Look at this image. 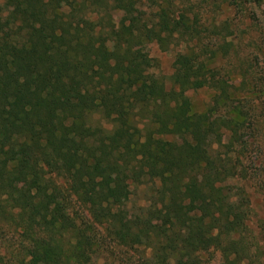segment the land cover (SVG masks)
I'll return each instance as SVG.
<instances>
[{
	"label": "trees",
	"instance_id": "obj_1",
	"mask_svg": "<svg viewBox=\"0 0 264 264\" xmlns=\"http://www.w3.org/2000/svg\"><path fill=\"white\" fill-rule=\"evenodd\" d=\"M220 29L182 0H0V240L17 237L0 264H203L211 249L251 264L248 200L228 183L251 115L190 49ZM151 42L178 48L170 88ZM203 88L232 116L193 112ZM149 181V204L112 223Z\"/></svg>",
	"mask_w": 264,
	"mask_h": 264
},
{
	"label": "rangeland",
	"instance_id": "obj_2",
	"mask_svg": "<svg viewBox=\"0 0 264 264\" xmlns=\"http://www.w3.org/2000/svg\"><path fill=\"white\" fill-rule=\"evenodd\" d=\"M184 5H195L207 22H216L220 27H229V31L221 30L220 34L207 32L203 41L198 45L191 43L190 49L197 46V65L201 70L217 71V79L223 77L233 83V87H240L237 101L228 103L241 104L245 113L251 115L241 130L247 143L245 154L240 156L235 178L228 181L236 187L244 189V196L248 200V218L246 220L248 260L251 264H264V0H182ZM138 12L150 13L148 2ZM147 49L156 59L151 70L164 81L167 88L172 86L171 75L174 72V60L178 48L163 51L156 43H149ZM188 51V50H186ZM232 88V87H231ZM192 102L193 112L208 114L212 117H228L230 109H226L224 101L217 99L213 88L190 90L188 93ZM8 105L5 104L6 109ZM232 116V115H231ZM108 130L112 124L101 119ZM227 142V138L225 140ZM225 152L226 148H218ZM234 159L237 158L233 154ZM63 181V180H61ZM64 182V181H63ZM157 185L152 181L142 185H132L123 198L121 207L116 208V217L112 223L129 218L149 204L150 196ZM72 211L82 213L84 208L76 203L71 206ZM118 223V224H119ZM8 233V232H7ZM12 237V238H11ZM16 236L0 240V257L9 259L10 251L16 247ZM108 240V239H107ZM149 254V252H147ZM100 255V254H99ZM129 256L138 258L139 254L129 252ZM203 264H225L223 253L219 249H211L201 255ZM106 256H98V264H104Z\"/></svg>",
	"mask_w": 264,
	"mask_h": 264
}]
</instances>
